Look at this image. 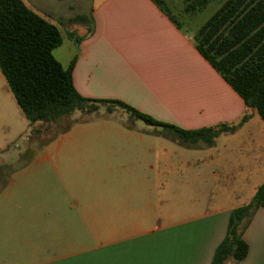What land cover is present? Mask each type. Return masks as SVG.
<instances>
[{
    "label": "crops",
    "instance_id": "crops-1",
    "mask_svg": "<svg viewBox=\"0 0 264 264\" xmlns=\"http://www.w3.org/2000/svg\"><path fill=\"white\" fill-rule=\"evenodd\" d=\"M22 1L67 32L54 49L64 46L63 60L54 57L64 67L74 60L72 80L82 96L121 101L183 130L249 118L212 145L169 138L162 127L139 128L140 119H132L115 129L136 142L120 166L131 170L114 178L112 191L50 193V177L10 178L0 187V264H210L231 210L264 182V121L198 52L194 32L170 19L183 0H76L82 7L69 4L66 14L57 13L65 0ZM42 123L30 124L0 71V153H36L28 168L39 173L50 162ZM76 126L66 135L79 132ZM160 137L179 148L173 159L174 147L154 145ZM158 168L163 175H152ZM243 238L246 257L225 264H264V206Z\"/></svg>",
    "mask_w": 264,
    "mask_h": 264
},
{
    "label": "trees",
    "instance_id": "trees-1",
    "mask_svg": "<svg viewBox=\"0 0 264 264\" xmlns=\"http://www.w3.org/2000/svg\"><path fill=\"white\" fill-rule=\"evenodd\" d=\"M155 1L161 4L162 0ZM212 1L183 0V10L200 13ZM75 20L86 22L88 17ZM193 39L202 57L264 121V0H225L199 26ZM61 43L59 28L22 0H0V71L30 124L52 122L75 111L91 113L100 104H106L108 111L118 105L130 113L131 119L162 127L176 139L212 145L221 133L233 131L249 118L244 115L238 125L183 130L121 101L84 97L73 84L74 60L64 67L53 55ZM263 206L264 182L248 203L231 210L225 236L215 248L210 264H225L227 260L238 263L246 257L248 244L243 233L256 210Z\"/></svg>",
    "mask_w": 264,
    "mask_h": 264
},
{
    "label": "rangeland",
    "instance_id": "rangeland-1",
    "mask_svg": "<svg viewBox=\"0 0 264 264\" xmlns=\"http://www.w3.org/2000/svg\"><path fill=\"white\" fill-rule=\"evenodd\" d=\"M54 1V0H51ZM82 1V0H81ZM225 0H213L200 13H187L183 8H174L173 17H176L184 27L192 30L194 34L199 26L203 24L215 10ZM84 2V1H83ZM79 4L75 6L79 10L84 3L76 0H65L57 8L58 14H66L67 6L72 4ZM62 35L66 36L67 32L61 28ZM61 46L53 51V55L58 60H63ZM106 104H100L98 111L95 113H82L75 111L71 115L61 117L52 122H43L39 126V132L50 135V162H45L41 165V171L34 173L32 168L28 166L35 159L36 153L24 152L16 153L15 148L6 149L0 153V163H4L0 167V187L3 188L5 184L9 183L10 178L16 176L20 179H31L34 176L50 177V193H94L112 191L117 186L114 178L117 175L131 170L130 167L122 169L120 166L126 163L127 149L131 143L136 141L128 140V137L120 135L115 129L129 126L134 121L130 117V113L121 106L115 105L114 109L122 111L128 115H115L106 117ZM130 118V119H129ZM77 120V122H75ZM139 128H144L145 124L141 120L135 121ZM77 125V126H76ZM81 128L79 132L74 135H66L71 127ZM35 132V131H34ZM161 132L167 137H171L169 131L162 129ZM72 134V132H71ZM30 135V134H29ZM130 143V144H129ZM159 143H166L171 145V141L165 142L160 137L155 141L156 146ZM132 145V144H131ZM174 147V146H170ZM173 148L170 152L171 158L175 155ZM184 154H191L190 151H182ZM174 161V160H173ZM173 163V162H172ZM4 165V166H3ZM28 168V169H27ZM133 170V169H132ZM147 170V169H146ZM145 170V171H146ZM168 177L171 172L168 169ZM152 175H163V169L158 168L156 172H151ZM21 190L30 191L32 187L25 184L21 186Z\"/></svg>",
    "mask_w": 264,
    "mask_h": 264
},
{
    "label": "water",
    "instance_id": "water-1",
    "mask_svg": "<svg viewBox=\"0 0 264 264\" xmlns=\"http://www.w3.org/2000/svg\"><path fill=\"white\" fill-rule=\"evenodd\" d=\"M75 47L77 48V43H75Z\"/></svg>",
    "mask_w": 264,
    "mask_h": 264
}]
</instances>
